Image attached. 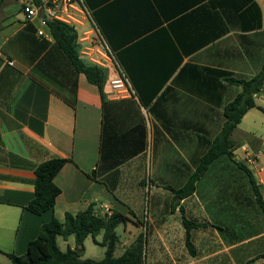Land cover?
Segmentation results:
<instances>
[{"label":"crops","instance_id":"0c3cea01","mask_svg":"<svg viewBox=\"0 0 264 264\" xmlns=\"http://www.w3.org/2000/svg\"><path fill=\"white\" fill-rule=\"evenodd\" d=\"M240 1L220 4L217 8L220 14L208 21V29L200 16L189 20L187 13H181L188 0H121L117 7L107 1L95 9L104 23L113 22L116 13L118 43L123 46L119 52L128 68L149 82L146 88L161 85V79L173 70L148 107L142 106L135 96L131 82L123 67H118L84 0L78 3L86 9V14L76 13L83 21L77 32L93 29L98 39L94 56L112 73L110 80L122 75L131 88L130 94L118 98L108 82L104 87L108 99L135 101L141 115L148 120L146 131L151 140L148 158L141 160L148 153L146 141L145 151L122 164L117 173L94 179L92 172L100 160L103 119L99 88L91 84L85 74L76 72L48 33L47 26L41 25L44 13L30 19L23 12L24 3L35 5L31 0H0V264L11 263L9 254H25L45 223L53 218L64 222L67 213L77 214L91 204H95L96 213L101 216L115 211L122 213L127 221L121 224L126 227L141 229L145 226L144 264H264V211L259 204L255 202L262 211L257 221L249 220L240 225L228 221L226 210L230 206H221L218 198L211 200L213 194L207 198V194L199 191L214 165L232 159L219 157L197 182L196 191L184 199H176L167 188H180L187 181L192 166L191 153L197 144L193 128L197 134L207 137L220 132L224 106L242 90L241 86L227 82V78L248 80L264 65V0H254L261 11L262 26L249 32L240 29L242 19L239 12L234 11V6L241 5ZM221 28L228 29L215 41L188 53L189 38L210 36ZM39 31L44 35L39 36ZM128 40H132L131 43H127ZM103 45L109 49L113 61L104 57ZM8 61H13V65ZM187 64L217 72L224 89L218 90L214 97L222 105L209 104L201 81L186 76L177 78ZM254 99L256 106L247 111L232 134L233 144L237 146L233 160L243 159L242 163L251 169L264 202V133H257L259 128L255 122L258 113L264 114V88ZM54 158H67L72 162H67L54 179L61 190L54 208L37 215L27 209L35 197V168ZM140 164L148 169L155 164L161 167V172L139 182L147 188L146 208L145 204L135 208L136 203L124 200L133 199L129 191L122 193L123 198L119 195L125 170ZM154 185L168 191L163 204L166 214L163 238L156 242L148 237L153 213L150 191ZM204 208L211 219L192 218L193 213L202 212ZM181 210L188 220L205 224L191 230L194 254L186 244ZM178 212L181 222L173 225L172 216ZM100 235H104L103 232ZM59 238L63 239L58 237V245ZM96 238L93 239L97 243ZM156 243L162 248L163 258L154 260L152 257L154 262L151 256ZM117 249L119 256L124 254L121 236L115 254Z\"/></svg>","mask_w":264,"mask_h":264},{"label":"trees","instance_id":"16d2710c","mask_svg":"<svg viewBox=\"0 0 264 264\" xmlns=\"http://www.w3.org/2000/svg\"><path fill=\"white\" fill-rule=\"evenodd\" d=\"M41 1L31 0L37 6L40 5ZM107 1L116 7L118 2H121V0H84V3L95 26L113 53L118 67L119 65L123 67L122 69L135 91V96L142 106L148 107L160 91L161 85L172 75L173 70L161 79V85L156 88H146L149 82L130 70L122 58V53L119 52L123 46H119L118 43L119 23L116 22V13L114 12L113 22L104 23L100 20L99 12L95 10L100 4ZM227 1L234 2L236 0H188V5L181 9V13H187L186 17L189 20L197 15L200 16L208 29L210 28L208 21L220 14L217 10L218 6L220 7V4ZM240 3V6H234V11L239 12L242 19L240 29L245 32L260 29L262 22L258 4L254 0H241ZM46 28L56 45L74 66L76 72L85 74L88 81L100 90L103 108L100 160L97 168L92 172V177L95 179L97 176L115 174L122 164L143 153L146 149V124L138 109V104L133 100L111 101L108 99L104 87L111 79L112 73L108 69L80 58L79 33L72 26L59 21L48 20ZM227 29L221 28L218 32L213 31V35H205L197 40L189 38L186 50L190 53L205 47L223 35ZM130 41L132 40H128L127 43H131ZM216 73V71L203 66L187 64L181 69L177 78L186 76L190 80L201 81L204 86V98L210 105L220 106L222 102L218 101L214 94L218 90H223L224 86ZM226 81L241 86L242 90L224 106V122L218 134L211 137L201 136L193 128L192 134L196 137L197 144L191 153L192 166L189 167L187 181L177 189L172 186L167 187L173 191L176 199H184L192 195L197 189V182L208 173L212 164L219 157L227 156L232 160L235 158L233 151L237 146L233 144L232 134L247 111L256 106L254 95L264 88V65L257 75L248 80L230 77ZM189 91H193L192 88H189ZM0 144H2L1 136ZM67 162L72 161L67 158H54L40 163L35 168V197L27 205L30 212L40 215L54 208L56 199L61 192L54 179ZM234 162L246 174L253 196L264 211L260 185L253 172L242 162L238 160H234ZM109 190L112 191L110 188ZM94 207L95 204H91L86 210L77 214L67 213L64 222L53 218L42 225L38 237L29 243L25 254H9L10 264H144L145 239L142 235L126 249L123 255L115 256L116 246L119 242L116 228L119 224L127 221L126 216L117 211L110 215L101 216L96 213ZM181 211L183 224L186 228V244L191 254H194L191 230L205 226V224L188 220L184 211ZM101 232L104 234L101 244L106 247L104 258L101 260L83 258L85 240L89 236L95 239ZM71 236L75 238V247H68L66 251H62L58 245V237L67 240ZM262 257L264 258V255Z\"/></svg>","mask_w":264,"mask_h":264},{"label":"rangeland","instance_id":"374dc122","mask_svg":"<svg viewBox=\"0 0 264 264\" xmlns=\"http://www.w3.org/2000/svg\"><path fill=\"white\" fill-rule=\"evenodd\" d=\"M259 118L255 120L257 124V128L259 131L257 133H264V114L258 113ZM146 128L149 127L148 120H145ZM212 131H214L212 126ZM148 136L146 141L148 142V153L141 157V160L148 158L151 151L149 150L151 147L150 133L148 132ZM153 158H156L155 156ZM156 160V159H155ZM242 160V161H241ZM227 161L225 164L220 163V165H214L212 170L210 171V177L207 178L204 182L200 184L199 191L202 194H207V198L210 194H213L211 200L214 201L218 198L221 206H230L227 210V216L230 219L228 221L235 222L236 224H244L249 220L257 221V217L261 216V209L255 204V200L253 197L252 188L248 181L246 174L241 168L234 162ZM241 162H245L243 159H240ZM147 164H149L147 162ZM157 165V164H155ZM153 165L148 169L146 165L140 164L138 166L129 167L125 170L123 176L122 189L119 191V195L123 198L122 193L125 191H129L132 193L133 199H125L128 203L135 204L134 207L138 208L145 204V208L147 207V198L148 192L146 186H142L139 182L146 178V176H155L158 172H161V167H157ZM149 170V171H148ZM152 184V183H151ZM151 208H153V213L151 214L150 223L148 225V237L151 240H160L163 238V222L165 221V215L163 211V204L165 201L166 190L157 188L155 185L151 187ZM126 195V194H125ZM135 199V201H133ZM234 201V202H232ZM224 207V208H225ZM196 216V217H195ZM133 218L132 215H130ZM142 217V216H141ZM191 217V216H190ZM202 219L203 217H209L211 219L207 209H203L202 212L200 210L197 211V214L193 213L192 218ZM145 223L144 220H142ZM181 222L180 213L173 214L172 216V224L178 225ZM258 223V222H257ZM129 226V225H128ZM126 227L125 224H121L117 227L116 232L119 236H121V245L124 251L128 249L133 243L137 241L140 235L145 238V226L142 225L141 229H135L132 226ZM139 226V225H138ZM97 243L94 241L93 237L89 236L85 241V251L83 258H89L94 260H101L104 258L106 253V247L102 246L100 243L103 242V235H99L97 238ZM59 245L62 251H66L68 247L75 246V238L71 236L68 239V242L59 238ZM157 247L153 248L151 260H162V248L159 244ZM156 251V253H155ZM121 253L119 249L116 251V256H119ZM153 257V258H152ZM152 260V261H154ZM155 262V261H154ZM2 263V262H0Z\"/></svg>","mask_w":264,"mask_h":264},{"label":"built area","instance_id":"2783aa9c","mask_svg":"<svg viewBox=\"0 0 264 264\" xmlns=\"http://www.w3.org/2000/svg\"><path fill=\"white\" fill-rule=\"evenodd\" d=\"M81 1L82 0H49L47 2H41L38 6L24 3L22 9L30 19L39 16L40 13L43 12L44 15L41 19V25L44 27L47 26L48 20H52L65 23L72 26L76 31H79V27L83 26V21L76 16V13L83 14L84 12L86 14V9L84 8L85 10H83L78 4ZM38 35H44L43 31H39ZM78 42L80 44V57L91 64L104 68L102 60L94 56L98 39L93 29L81 33ZM102 48L104 49V57L113 61V56L109 49L104 45ZM1 55L0 53V57ZM8 64L13 65V61H8ZM109 86L115 97L119 98L130 94L131 88L126 78L122 75H118L116 78L110 80Z\"/></svg>","mask_w":264,"mask_h":264}]
</instances>
